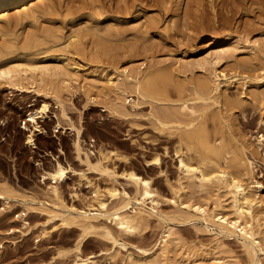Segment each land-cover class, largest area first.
I'll return each instance as SVG.
<instances>
[{
	"label": "rangeland",
	"instance_id": "374dc122",
	"mask_svg": "<svg viewBox=\"0 0 264 264\" xmlns=\"http://www.w3.org/2000/svg\"><path fill=\"white\" fill-rule=\"evenodd\" d=\"M208 1H199L202 6L196 0H54L53 8L38 17L40 26L51 21L65 38L71 30L79 29L78 36L87 49L106 28L118 33L108 38L101 35L103 44L93 43L92 50L98 49L94 55L100 60L98 65L87 53L72 55L79 65L78 74L61 75L56 80L67 85L56 98L51 90L38 87L43 84L40 79L33 81L29 75L11 80L0 77V190L12 196L11 206L5 210H1L4 203L0 199V264H71L78 245L80 254L90 257L89 264H148L153 260L156 264H177L185 250L208 248L224 256L227 264H264V202L255 207L253 221L262 251L255 247L252 255L246 252L239 234L222 231L215 221L217 215L212 218L220 211L232 215L225 193L217 195L197 184L178 185L184 179L177 162L178 131L187 121L198 123L202 118L213 132V124L219 123L214 119L218 110L223 124L245 146L252 161L251 175L264 184V69L260 68L264 66V0H211L212 5ZM96 5L102 10L96 12L99 15H88L89 7ZM91 19L97 20L98 26L86 28L85 22ZM98 27L101 33H92ZM5 32L4 37L14 33L12 29ZM220 48L225 56L218 60L215 55ZM42 56L30 60L22 56L8 65L54 61ZM107 59L117 62L119 70L128 66L129 72L163 66L173 80L165 85L172 93L168 92L171 100L194 96V83L207 78L216 87L218 100H188L187 105L194 110L191 113L179 109L178 100L171 104L151 98L138 100L104 82L88 86L84 76H92L91 70L101 69L105 65L101 62ZM83 84L90 90H83ZM180 84L181 95H177ZM44 102L48 110L37 119L41 130L35 131V146L29 147L25 140L32 127L26 121L27 113ZM173 104L175 114L167 113ZM157 116L166 119V125L159 123ZM57 122L66 128L54 131ZM70 124L83 130L79 151ZM56 161L67 167L66 176L58 183V196L49 189L51 180L42 178V171L51 170ZM191 163L196 164V160L191 159ZM131 169L150 179L158 202L155 212L136 228L124 231L103 217L94 220L93 228L62 220L65 215L74 217L77 210L93 208L97 189L110 210L114 200L109 198L108 188L116 187L121 193L124 189L136 196L135 184L127 177ZM249 176L244 173L240 177L248 182ZM21 197L34 199V208L26 217L32 230L27 235L19 230L6 233L11 227H21L22 219L17 217ZM218 200L223 208L217 206ZM199 204L207 209V220L194 210ZM168 227L170 238H176L165 260L159 247ZM210 261L218 264L213 258Z\"/></svg>",
	"mask_w": 264,
	"mask_h": 264
},
{
	"label": "bare ground",
	"instance_id": "6f19581e",
	"mask_svg": "<svg viewBox=\"0 0 264 264\" xmlns=\"http://www.w3.org/2000/svg\"><path fill=\"white\" fill-rule=\"evenodd\" d=\"M197 1L199 2L201 0H196V3H198ZM210 1L208 2L210 3ZM215 2L214 4L216 5ZM203 3L202 0V4ZM98 4L99 6L101 5L100 2ZM200 4L201 2H199V5ZM53 5L54 0H0V77L11 80L13 77L22 78L29 75L33 81L40 79L43 84L38 85V87L45 88L47 91L51 90L50 94L56 98L58 97L59 90L62 87L67 86L58 84L56 80H59L61 75L78 74L79 65L77 62H74V57L72 55L84 52L89 54L90 60L95 64H97V62L100 63V60H97L94 57L98 52V49H92L95 48L96 45H100L97 41L103 44V37H100L101 35L108 38L109 36L114 35L113 33L118 32L106 28L103 32L104 34H98V40L93 42L97 44L93 46L92 43V46L87 49L86 46H84V42L78 36L80 33L79 29L71 30V32H69L70 34L65 38L62 35L61 29L53 25V22H48L46 26H40L37 23L38 17L46 10L52 9ZM99 6L96 8H91L90 6L88 9V15H93L96 14V12L102 11L99 9ZM219 6L221 7V5ZM10 9L12 10L11 12ZM96 15L98 16L99 14ZM97 23V20L91 19L90 21L88 20L87 23L85 22V27L89 28L91 26H98ZM10 29H12L14 33L11 36L4 37L6 33L5 31ZM100 29L102 28L98 27L97 31H93L92 33H101L98 32ZM60 44H62V46H59ZM40 54L44 55L42 57L46 59H54V61L39 65L26 64L21 66L14 63L8 65L12 59H18L19 57L24 56L30 60L32 56H38ZM224 56L225 52L220 48L219 52L216 53L215 58L219 60L224 58ZM101 63H104L105 65L99 70L92 69V76L88 74L84 76V79L87 80L88 86H96L98 82H104L116 92L120 94L129 93L130 95L132 94V96L135 95L138 100L139 98H151L154 101L163 103L167 102L168 104H171L169 102L178 100L177 102H180L179 109L188 110L191 113L194 110L187 105L188 100L200 99L207 103H214L218 100V95L216 94V90H214L216 87H213L207 78H200L196 81V84L194 83L196 89L194 90V96L187 95L189 97H185V99L184 97L182 99V96H177L178 99L174 100L172 98L173 100H171L168 94V92L170 93V90L167 91L165 87L168 86L165 85H167L166 83L173 82V80L168 70L164 69L163 66L148 68L144 71L138 72L131 69L132 72H129L128 66L119 70L116 65L117 62L112 59H107ZM260 68L264 69V66H260ZM112 74H114L115 79H112ZM63 80L64 79L61 81ZM48 84L50 87H47ZM256 85L257 83L254 84V86ZM82 87L83 90H90V88L85 87L84 84ZM179 87L181 89L177 86L176 89L178 88L179 90L176 91L182 90L181 84ZM177 93L179 94L181 91L176 92V94ZM106 94L108 93H105L104 95ZM254 94L258 93L254 92ZM119 97L120 96H117L118 99ZM138 100L134 105L138 104ZM175 104H173L174 107L167 111V113L175 114L177 110ZM204 108V110H207L206 106ZM47 110L48 104L44 102L37 110L27 113L26 121L30 122L32 128L26 136L25 145L29 147L35 146V131L41 130L37 123V119L43 118ZM215 113L216 115H214V119H219H216L219 121V128L217 124H213V132H211L212 130H209L208 125L202 118H199V122L196 121L198 123L193 122L192 119L187 121L185 124L186 127L181 128L178 131V144L176 150L179 152V155L177 156V162L178 168L184 172V179L179 180L178 185H180L181 188H184L197 184L204 189L215 192L217 195L220 191L225 193L229 200V213L232 215L229 216L227 213L220 211L218 214H212V218L217 215L215 221L217 220L216 223L222 231L239 234L244 239L243 245L246 252L253 255L255 253V247L260 252L262 251L260 242L256 239L257 233L254 229L253 221L257 217L256 212L254 211L255 207L261 206L264 202V195L262 194L264 184L258 177L251 175L252 161L249 160L245 154V146L238 143V140L233 137L229 129L226 128V125L223 124L220 110ZM203 116L205 115L203 114ZM156 119L162 125H166V119L160 118L159 116H157ZM215 126L217 127L215 128ZM23 127L26 128L25 125H23ZM68 127L76 133V141L74 143L76 149L79 151L81 148L80 142L82 141L83 130L72 124ZM54 128V131H56L60 130V128L65 129L66 127H63L60 122H57ZM217 139H219L218 142H216ZM91 140L93 141L94 139L92 138ZM93 145L94 144L91 143V146ZM228 153L231 154L229 158L227 157ZM158 159V157H155L156 161ZM191 159H195L196 164H192ZM231 167H235L236 170L232 171L230 169ZM243 170L246 171L242 172ZM66 173L67 167L62 165L59 161L55 162L51 170L42 171V178H48L52 182L49 189L54 196H58V183L63 181ZM244 173H250V180L248 182L240 177ZM127 177L135 184L136 196L132 197L124 189L121 193L116 187L108 188L107 193L109 198L111 201L114 200V206L110 210L108 208V202L99 197L97 189L94 193L96 205L93 208L77 210L74 217L65 215L62 216V220L65 222H69V220L79 221L84 228H93L95 226L94 220L103 217L113 221L121 230H133L155 212V207L158 202L154 198L155 193L148 177L139 174L133 169L128 172ZM120 194L122 195L121 198L119 196ZM11 198L12 196H10L9 193L0 190V199L4 203L1 210H5V207L8 208L11 206ZM33 202V198H20V201L18 202L20 205V213L17 214V217H21L22 219L21 227H11L10 230L8 229L9 232L6 231V233L19 230L22 234L27 235L31 232L32 226L26 217L30 210L34 208L32 206ZM90 206L93 205L91 204ZM190 206L192 205H189V207ZM217 206L220 208L224 207L220 200L217 201ZM128 208H132V211L126 212V209ZM193 208L201 214V217L204 220H207L206 216L208 212L203 205H194ZM21 228L24 229L22 230ZM106 233L110 234V231L106 229ZM169 235L170 232L168 227L165 234L161 237V245L159 247L161 256L165 260L169 258V246L176 238H170ZM80 242L81 241H79V244ZM77 251L78 252L75 253L71 264H89V262H91L90 257L82 256L80 254L79 245ZM181 255L183 259L180 256L181 260L177 264H204L205 261H207V264H214L210 261V258H213L218 264H227L224 261V256L215 254L210 248L198 252L185 250ZM135 264L147 263L141 261ZM148 264H156V262L153 260ZM257 264L260 263L258 262Z\"/></svg>",
	"mask_w": 264,
	"mask_h": 264
}]
</instances>
